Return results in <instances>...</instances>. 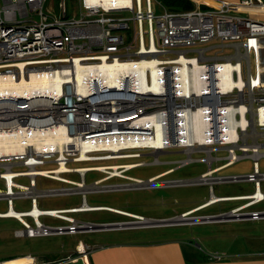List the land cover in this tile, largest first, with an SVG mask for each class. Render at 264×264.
Instances as JSON below:
<instances>
[{
	"label": "built area",
	"instance_id": "2783aa9c",
	"mask_svg": "<svg viewBox=\"0 0 264 264\" xmlns=\"http://www.w3.org/2000/svg\"><path fill=\"white\" fill-rule=\"evenodd\" d=\"M46 2L0 0V83L15 86L63 66L75 70L77 65L148 61L154 64L155 74L147 68L143 76L145 83L152 85L157 81L162 85V95L140 90L143 77L133 72L120 81L116 76L114 88L105 82L95 83L97 78L93 76L82 83L71 78L60 80L59 89L45 92L31 93L24 87L19 93L13 86H1L0 201H5L7 209L0 212V218H14L22 224L23 228L15 230V235L75 234L91 228L92 223L67 216L78 212L75 207L38 208L39 198L61 192L60 189H39L38 178L67 183L70 181L61 175L72 171L68 161H101L97 158L108 155V151L94 150L87 151L83 159L79 151L72 155L65 152L64 157L59 151L39 149L30 142L35 138L43 140V134L60 126L62 118L69 132H73L74 119L93 121L83 131L85 136L89 132L123 128L116 124V119L135 115L138 118L131 120L130 126L148 128V135L154 137L156 127L136 122L158 112L165 118L160 128L164 141L161 151L182 150L186 154L179 160L182 164L200 161L192 157L194 152L204 153L220 169L250 157L251 172L216 179L251 182L253 192L223 197L248 200L230 213L248 214L251 219L264 218V210H246L264 202L261 188L264 172L260 171L258 162L264 156V11H261L264 0H191L194 6L187 10H169L156 0L160 13L155 12L152 0L124 3L78 0V16L72 17L67 16L64 1L58 4L59 17L46 11ZM125 13L129 15H122ZM226 48L231 51L226 52ZM81 85L84 91L80 92L77 87ZM99 90L105 92L99 94ZM98 117H106L111 122L98 123ZM187 130L192 136L189 144H183L187 141L181 132ZM120 137L123 141V135ZM129 149L154 150L148 145H137L123 147L121 152L125 154ZM215 152L223 154L216 156ZM60 161H64L67 171L55 172L60 168ZM51 163L55 166L44 167ZM22 178L26 184L17 181ZM259 190L261 196L256 197ZM22 198L30 200V209L14 210L13 201ZM35 206L37 213L30 214ZM41 216L67 224H45L40 221ZM24 217H29L32 223ZM142 220L139 216L130 223ZM224 255L210 254L217 260Z\"/></svg>",
	"mask_w": 264,
	"mask_h": 264
},
{
	"label": "rangeland",
	"instance_id": "374dc122",
	"mask_svg": "<svg viewBox=\"0 0 264 264\" xmlns=\"http://www.w3.org/2000/svg\"><path fill=\"white\" fill-rule=\"evenodd\" d=\"M61 1L65 3L68 17L78 16V0H47L46 11H49L52 16L59 17L58 4ZM155 1L152 0L155 12L160 13L162 10L155 4ZM122 15H129V13ZM225 51L229 52L231 49L226 48ZM125 154L130 155L111 159L105 157L107 160L81 163L70 160L68 166L73 170L81 166H99L102 169H92L86 172L71 171L62 174L63 179L70 181L67 183L49 178H38L39 189L61 190L60 194L39 198L38 208L44 210L66 209L87 204L100 206L101 209L76 212L71 215L67 214V216L74 217L79 222L107 224L135 220V217L126 215L130 213L142 216L143 220L140 223H129L132 227L128 230L91 231L87 229L75 234H51L28 238L15 235V230L23 228L18 220L0 218V258L26 253L36 254L42 250L58 252L71 243H76L79 239L87 244H93L110 239L183 236L187 240L197 243L199 249L205 250L203 248H206L210 252L215 250L220 252L224 250L225 253L226 250L232 253L264 251V218L210 223H197L200 221L196 219L227 213L248 202L247 199L223 200L203 206L211 196H236L253 192L251 182H220L216 179L221 176L242 175L251 172L252 159L250 157L240 158L234 165L220 169L215 162L210 161V164L202 152L192 153V157L200 159V161L190 164L181 163V159L185 158L186 154L176 148L160 152L152 149H129L125 151ZM213 154L219 156L223 152ZM258 162L260 171L264 172V156H260ZM127 163H136L137 165L130 169L126 167L108 168L114 165L125 166ZM54 166L55 164L51 163L44 167L52 168ZM210 171V175L206 178L214 179L201 180L199 178ZM135 179L142 182L136 183ZM150 179L151 181H148ZM17 181L23 184L27 183L24 178ZM76 183H84L85 188L78 189ZM261 188L264 191V181L261 182ZM13 208L16 211L29 210L30 200L27 198L15 199ZM6 209L5 201H0V212H5ZM246 210H264V202L250 206ZM188 212L190 214L186 216V220L176 224L138 226L147 219L151 221L153 219L179 218ZM191 218L195 219L191 220ZM24 219L32 223L29 217H24ZM39 219L49 225L61 223L60 220L48 216H41ZM85 250L87 251V248Z\"/></svg>",
	"mask_w": 264,
	"mask_h": 264
},
{
	"label": "bare ground",
	"instance_id": "6f19581e",
	"mask_svg": "<svg viewBox=\"0 0 264 264\" xmlns=\"http://www.w3.org/2000/svg\"><path fill=\"white\" fill-rule=\"evenodd\" d=\"M106 1V0H103ZM129 0H117V2H128ZM264 11V10H261ZM154 64L152 62L148 61H142L139 64H119V63H112V64H106V63H101V64H96L94 66H80L77 65L76 69H70L69 67L63 66L59 67L58 70H54L53 72L48 71V73L39 75V76H33L30 78L29 81H21L19 83H16L14 87L15 91L18 90L19 93L23 92V88L25 87L28 91H35V90H42L46 91L49 89H59V81H69L70 78L72 79L73 82L76 83H82L84 79H86L88 76H93L97 78L95 83H100V82H105L108 84V87L114 88L116 85V76L119 77L117 79L120 81V78L128 75L130 73H140V75L143 77L145 70L149 68L152 71V74H155V69H154ZM122 75V76H120ZM155 76V75H153ZM103 80V81H102ZM1 86H8L5 85V83H0ZM9 85L8 87H12ZM140 90L143 92H154V95L161 96L162 91H161V84L157 83V81H154L152 85L146 84L144 77L140 79ZM84 86L81 85L78 88V91H84ZM105 91L99 90V94L104 93ZM150 94V93H149ZM133 115V114H131ZM96 117V116H95ZM98 117L96 119L98 123H103L107 124L110 123V119L101 118ZM136 117L135 115L130 116L129 114H126L125 116H119L116 119V124H118L120 127L123 128H110V129H104L99 132H89V133H84L83 131L86 130L87 128L90 127V122L92 123L93 121L89 122H84V121H78L76 119L73 120L72 123V128L73 132H69V126L66 125V120L65 118H62L60 126H56L53 128L51 131H47L43 134L44 139L39 140L38 138L32 139L30 142L34 145H36L39 149H46L47 151L52 150V151H59V153H62L65 157V152L67 154L72 155L74 152L79 151L80 153V159L86 158V152L87 151H108L107 156H100L97 159L102 160L106 158H118V157H123L125 154L121 152V149L124 147H133L137 145H148L153 147V149L156 152H160L161 148L163 147V136H162V130L160 129L162 126V123H164V117L158 113L154 112L152 115L149 116H143L141 119H139L136 123H142L147 125L150 123L153 125L155 128V135L154 137H151L148 128H139V127H133L130 126V121L134 120ZM113 129V130H112ZM182 137H186L184 140H186V143L183 144H189V139L192 135L189 134V131L187 130L186 132H181ZM188 133V134H187ZM121 135H123V141L121 140ZM36 136H40V134H37ZM135 136H138L135 138ZM189 136V138L187 137ZM195 137L199 138L198 134H195ZM126 146H125V145ZM182 144V143H181ZM101 155L103 153H100ZM130 155V154H129ZM128 155V156H129ZM137 165L136 163H127L125 166H110L108 168H113V169H118L119 167H126L127 169H130L131 167H134ZM67 166L64 165V161H60V168L59 170H56L55 172L58 171H67ZM105 168V167H104ZM92 169L96 170H101L102 167L99 166H92V167H77L76 169H72V171L75 172H86L90 171ZM126 169V170H127ZM54 172V173H55ZM211 171L207 173L206 175H202L199 178L201 180H210L214 178H206L209 176ZM136 183H141L142 181L139 179L134 180ZM151 181V179L149 180ZM76 186L78 189H84L85 185L84 183H76ZM214 195V194H213ZM256 197L261 196V191H257ZM241 198H246V197H241ZM227 200V198L224 197H219V196H211L210 199L208 200L207 203L203 206H208L212 205L215 202L218 201H223ZM96 209H101L100 206H90L87 204H83L80 207H75V211H86V210H96ZM115 212L126 214L125 212L111 209ZM38 209L37 206L34 207L32 213L35 215L37 213ZM12 212V211H11ZM190 212L185 213L181 216H179V221H184L186 220V216H188ZM10 215H13L12 213ZM128 216H132L135 218H139V215L135 214H126ZM192 220V219H191ZM141 221L134 222L136 224L140 223ZM144 223H156L155 221H149L146 220ZM131 224V223H130ZM81 250H83V245L81 244L79 247ZM29 258H23V259H18L9 262V264H23V263H29Z\"/></svg>",
	"mask_w": 264,
	"mask_h": 264
},
{
	"label": "crops",
	"instance_id": "0c3cea01",
	"mask_svg": "<svg viewBox=\"0 0 264 264\" xmlns=\"http://www.w3.org/2000/svg\"><path fill=\"white\" fill-rule=\"evenodd\" d=\"M71 214L68 213V215ZM60 221L61 223L57 225L67 224L63 220ZM129 228L112 230H128ZM81 244L84 248L88 246L90 249L81 250L79 248ZM203 249L205 250L199 249L197 243L187 240L184 236L110 239L93 244H87L79 239L76 243H71L58 252L42 250L36 254L26 253L2 257L0 264H9L11 261L23 258L30 259L29 263L23 264H264V251L252 253H232L227 250L226 253L224 250L221 252L211 251L225 254L223 258L217 260L210 256L212 254L210 250Z\"/></svg>",
	"mask_w": 264,
	"mask_h": 264
},
{
	"label": "water",
	"instance_id": "95a60500",
	"mask_svg": "<svg viewBox=\"0 0 264 264\" xmlns=\"http://www.w3.org/2000/svg\"><path fill=\"white\" fill-rule=\"evenodd\" d=\"M149 181V180H148ZM264 217V215H262ZM246 218H251L250 215L248 214H232L230 212L227 213H221L218 215H211L207 217H201V218H196L200 222H217V221H225V220H235V219H246ZM195 219V218H191ZM150 220V219H147ZM151 221H155L156 223H151V224H139L138 226H146V225H151V226H163V225H172L176 224L179 221V218H167V219H153ZM130 222H112V223H107V224H91V228L89 230L91 231H96V230H112V229H120V228H129L132 227L129 225Z\"/></svg>",
	"mask_w": 264,
	"mask_h": 264
},
{
	"label": "trees",
	"instance_id": "16d2710c",
	"mask_svg": "<svg viewBox=\"0 0 264 264\" xmlns=\"http://www.w3.org/2000/svg\"><path fill=\"white\" fill-rule=\"evenodd\" d=\"M169 10H187L193 8L191 0H158Z\"/></svg>",
	"mask_w": 264,
	"mask_h": 264
}]
</instances>
